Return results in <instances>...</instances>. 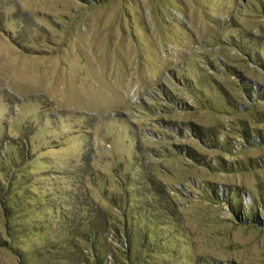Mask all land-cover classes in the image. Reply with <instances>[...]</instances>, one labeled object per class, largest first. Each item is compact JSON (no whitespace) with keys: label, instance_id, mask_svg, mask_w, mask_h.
I'll return each mask as SVG.
<instances>
[{"label":"rangeland","instance_id":"obj_1","mask_svg":"<svg viewBox=\"0 0 264 264\" xmlns=\"http://www.w3.org/2000/svg\"><path fill=\"white\" fill-rule=\"evenodd\" d=\"M0 264H264V0H0Z\"/></svg>","mask_w":264,"mask_h":264},{"label":"trees","instance_id":"obj_2","mask_svg":"<svg viewBox=\"0 0 264 264\" xmlns=\"http://www.w3.org/2000/svg\"><path fill=\"white\" fill-rule=\"evenodd\" d=\"M112 230L114 231L115 236L119 238V234L121 235V231L119 230V228L118 227L112 228ZM94 235H95L94 232H92V234L88 236V240L93 239L95 237ZM122 236H123V233H122Z\"/></svg>","mask_w":264,"mask_h":264}]
</instances>
